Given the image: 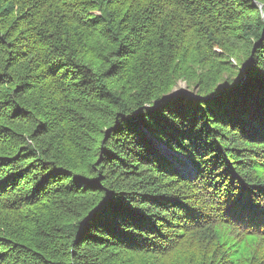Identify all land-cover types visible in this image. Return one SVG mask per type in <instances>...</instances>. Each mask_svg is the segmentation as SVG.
<instances>
[{
    "label": "trees",
    "instance_id": "16d2710c",
    "mask_svg": "<svg viewBox=\"0 0 264 264\" xmlns=\"http://www.w3.org/2000/svg\"><path fill=\"white\" fill-rule=\"evenodd\" d=\"M0 264H264V0H0Z\"/></svg>",
    "mask_w": 264,
    "mask_h": 264
},
{
    "label": "rangeland",
    "instance_id": "374dc122",
    "mask_svg": "<svg viewBox=\"0 0 264 264\" xmlns=\"http://www.w3.org/2000/svg\"><path fill=\"white\" fill-rule=\"evenodd\" d=\"M231 62L233 63V66L237 65L236 61L234 59H232ZM181 91L192 92L193 90L189 89L187 87V84H185L184 82H181V83H179L178 87L175 89V92H181ZM194 92H196V91L194 90ZM160 148L163 152L166 151V148L164 146H161ZM185 170L189 171V168H185ZM185 170H183V171L186 172Z\"/></svg>",
    "mask_w": 264,
    "mask_h": 264
},
{
    "label": "water",
    "instance_id": "95a60500",
    "mask_svg": "<svg viewBox=\"0 0 264 264\" xmlns=\"http://www.w3.org/2000/svg\"><path fill=\"white\" fill-rule=\"evenodd\" d=\"M244 73H245V70H244Z\"/></svg>",
    "mask_w": 264,
    "mask_h": 264
}]
</instances>
